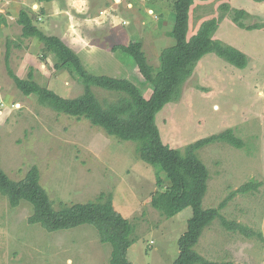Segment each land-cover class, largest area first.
I'll list each match as a JSON object with an SVG mask.
<instances>
[{
  "label": "rangeland",
  "instance_id": "374dc122",
  "mask_svg": "<svg viewBox=\"0 0 264 264\" xmlns=\"http://www.w3.org/2000/svg\"><path fill=\"white\" fill-rule=\"evenodd\" d=\"M240 11L244 12L240 22L256 29H243L235 22ZM85 17L95 20L91 27L84 24V33L79 30L90 45L75 43L72 36L66 43L74 46L88 71L128 79L150 98L151 85L118 46L142 42L150 64L159 66L162 51L175 44L174 0H88ZM211 19L219 24L214 38L245 53L247 67L239 69L216 54L206 55L183 85L180 99L168 104L156 122L162 141L172 149L184 151L227 130L242 141V148L218 142L198 151L210 173L203 208L226 205L221 210L224 218L204 230L195 251L221 264H264V99L256 96L258 87L264 89V0H197L189 13L188 38ZM39 48L30 45L28 52L18 53L16 57L22 58L16 65L8 60L14 73L28 79L32 72L33 81L63 98L80 96L84 84L75 71L57 69L61 57L43 50L44 45ZM4 58L6 62V53ZM5 69L0 60L1 74L7 77L0 91V168L13 181L38 168L41 185L56 209L112 194L116 211L130 223L128 260L174 264L193 210L167 218L152 206V196L168 183L161 167L145 163L137 143L110 136L86 119L44 107L36 95H24ZM93 91L100 100L114 99L102 89ZM248 184L256 188L241 193ZM32 214L31 204L21 202L12 208L0 193V264H67L68 260L109 264L112 246L101 243L93 225L48 232L29 223ZM223 220L243 226L251 236L228 230Z\"/></svg>",
  "mask_w": 264,
  "mask_h": 264
},
{
  "label": "trees",
  "instance_id": "16d2710c",
  "mask_svg": "<svg viewBox=\"0 0 264 264\" xmlns=\"http://www.w3.org/2000/svg\"><path fill=\"white\" fill-rule=\"evenodd\" d=\"M37 1L43 4L52 2ZM195 1L197 0H174L175 24L171 35L175 44L162 51L159 66L150 64L143 51L142 42L131 41L128 45L118 46V50L134 59L142 77L151 85L152 95L148 99L128 79L95 75L88 71L79 55L63 40L48 36L40 30L36 15L29 9L20 12L19 23L23 26V36L38 38L44 44L46 52L61 57L62 61L56 68L73 69L83 82L84 91L76 98H63L55 91L33 81L32 72L28 79L20 78L8 62L9 43L5 64L8 77L24 95H36L44 107L78 120L86 119L110 136L137 143L139 157L147 164L161 167L168 183L164 190L157 191L152 196V206L167 218H172L187 208L193 210L187 231L179 239L180 253L174 264H221L209 261L195 251L204 230L215 220L224 218L221 210L226 205L225 202L218 208H203L210 173L199 158L198 151L218 142H227L238 148H242L243 143L232 130H227L189 145L184 151L172 149L162 141L156 122L157 115L168 104L180 99L183 85L206 55L216 54L239 69H245L248 65L249 60L245 53L214 38L219 27L217 19L204 22L198 33L193 38H188L189 13ZM222 9L226 10V7L223 6ZM243 16V11L237 12L235 22H240ZM239 26L247 30L257 28L246 26L242 22ZM93 87L113 94L114 99L100 100ZM40 180L41 175L36 167L20 181L11 180L0 168V193L8 197L12 208L18 207L21 202L31 204L33 214L28 220L29 223L40 225L48 232L93 225L99 232L101 243L112 246L109 264H133L127 256L131 247L128 238L130 223L116 211L112 194L102 193L95 201L62 205L56 209ZM252 188L256 186L248 184L240 192H249ZM223 223L228 230L236 229L247 237L252 234L241 225L226 220Z\"/></svg>",
  "mask_w": 264,
  "mask_h": 264
},
{
  "label": "crops",
  "instance_id": "0c3cea01",
  "mask_svg": "<svg viewBox=\"0 0 264 264\" xmlns=\"http://www.w3.org/2000/svg\"><path fill=\"white\" fill-rule=\"evenodd\" d=\"M33 2L39 3L37 0H0V60H4L5 68L6 62L4 55L6 53L8 43L10 44L9 60L12 61L14 65H16L15 62H17L19 58H22L20 56L16 57L17 54H22L25 51L28 52L30 45L38 46L41 50L43 49L44 44L42 45V42L38 38H29L23 36V26L19 23L20 12L23 9H29L31 11L30 5ZM58 2L61 8L66 7V0H58ZM44 5V7L40 8L39 13L32 12L34 15H36V17H45V20L43 22L39 21L37 18L40 30L48 36L59 37L66 43L67 39L71 36L70 34H68V18L66 16L52 17L50 15L52 2L46 3ZM73 16L75 17L76 22L81 21L79 30L81 33H84L83 29L84 24H86L85 21L90 20V18H84V14H77L74 12V10ZM4 46L6 47L5 49ZM15 46L17 47V49H14ZM68 46L78 54V52L74 49V46ZM15 57L17 58V60H15ZM6 78V75H2L0 70V91L2 90V85L7 82ZM0 100H2L1 97Z\"/></svg>",
  "mask_w": 264,
  "mask_h": 264
},
{
  "label": "clouds",
  "instance_id": "9594fccd",
  "mask_svg": "<svg viewBox=\"0 0 264 264\" xmlns=\"http://www.w3.org/2000/svg\"><path fill=\"white\" fill-rule=\"evenodd\" d=\"M44 6L45 5L43 3L33 2L30 5L31 12L39 13L40 8ZM73 10L77 14H84L88 10V0H66L65 8L60 7L58 0H52L50 15L52 17L66 16L69 20L68 34L75 38V42L80 43L84 47H88L91 41L80 34L79 24L75 21ZM37 18L41 22L45 20L44 16H38ZM85 23H87L89 27H91L95 23V20H86ZM40 70L41 72L46 71L45 65L43 63H41L40 65ZM256 96L259 99H264V89L258 87L256 90ZM218 107V105H214L213 109L218 110ZM67 264H72V261L68 260Z\"/></svg>",
  "mask_w": 264,
  "mask_h": 264
}]
</instances>
